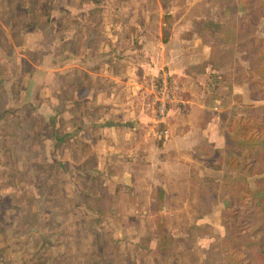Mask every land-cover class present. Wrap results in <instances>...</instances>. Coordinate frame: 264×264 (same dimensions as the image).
<instances>
[{
  "label": "rangeland",
  "instance_id": "obj_1",
  "mask_svg": "<svg viewBox=\"0 0 264 264\" xmlns=\"http://www.w3.org/2000/svg\"><path fill=\"white\" fill-rule=\"evenodd\" d=\"M171 1L106 0L104 6L112 12L137 9L142 16L151 11L153 20L160 13L165 19L171 10L165 4ZM176 1L179 9L190 5L186 0ZM228 1L215 4L223 8ZM62 2L0 0V264H227L231 251L242 257L223 238L226 208L217 206L226 195L217 180L221 173L201 177L194 167L190 184L158 200L131 191L133 187L123 190L119 186L110 193L107 176L96 168L91 147L51 141L54 118L60 133H68L67 120L57 116L66 109L72 86L67 77L60 76L61 101L52 105L51 97L43 96L56 91L51 90L55 82L53 78L50 82L51 59L39 71L26 59L42 62L43 51L55 50L51 47L58 36L55 29L64 28L68 14L58 7ZM209 2L200 0L190 10L205 16L211 10L221 11L220 7L212 9ZM73 21L65 27L75 26ZM155 23L151 26L157 30L160 25L158 20ZM201 26V20L194 24L195 29ZM21 27L30 32L26 38L19 34ZM259 28H264V19ZM200 34L205 41H214ZM23 39L31 49L19 48ZM56 49L62 53V46ZM81 77L82 86L89 88L90 74L81 72ZM220 157L219 166L225 163ZM159 225L171 236L162 246L158 244Z\"/></svg>",
  "mask_w": 264,
  "mask_h": 264
},
{
  "label": "crops",
  "instance_id": "obj_2",
  "mask_svg": "<svg viewBox=\"0 0 264 264\" xmlns=\"http://www.w3.org/2000/svg\"><path fill=\"white\" fill-rule=\"evenodd\" d=\"M186 1L190 5L184 9H179L176 0L165 4L171 9L166 13L171 19L166 22L161 13L152 20L151 11L144 16L137 9L112 12L104 6L106 0H63L58 7L68 14L63 20L64 28L55 29L58 36L54 45L51 43L55 50L50 54L43 51L40 63L26 59L36 71L51 59L50 82L55 79L51 90L56 91L43 96L51 97L52 105L61 101L60 76L69 79L72 93L66 109L58 111L57 119L63 116L67 120L69 147L82 142L91 147V154L97 157L96 168L107 176L110 193L120 186L153 196L155 188L161 187L168 197L177 187L190 184L194 167L201 171V177L221 173L217 180L225 188L224 167L229 158L226 134L237 119H244L247 107L264 103L251 97L247 82L240 84L235 80L237 65L250 69L243 52L237 50L233 63L221 69L210 63L212 42L200 34L207 18L231 24L227 19L234 17L220 5L212 6L220 7V18L212 10L207 16L192 13L190 7L200 0ZM97 7L102 10L95 19L92 11ZM241 14L239 11L237 16ZM70 20L77 24L65 27ZM155 20L160 25L157 30L151 26ZM197 20L203 22L199 29L194 27ZM165 26L170 31L168 42L163 41ZM191 32L192 37L184 36ZM29 34L27 30L20 35L26 38ZM258 34L264 37V28H259ZM59 45L60 54L56 51ZM19 48L30 46L24 45L23 39ZM21 57L25 58L24 53ZM163 71L172 74L173 94L167 116L158 122L148 102L152 99L153 80ZM81 72L90 74L89 88L82 86ZM226 100H231L228 105ZM56 110L51 111L53 115ZM164 129L169 134L161 138L159 134ZM51 141L58 143L54 134ZM220 156L225 160L221 166ZM221 204L227 207V195L217 206Z\"/></svg>",
  "mask_w": 264,
  "mask_h": 264
},
{
  "label": "trees",
  "instance_id": "obj_3",
  "mask_svg": "<svg viewBox=\"0 0 264 264\" xmlns=\"http://www.w3.org/2000/svg\"><path fill=\"white\" fill-rule=\"evenodd\" d=\"M215 1L211 0L212 6L216 5ZM225 8L236 21L228 24L209 16L201 32L214 39L210 63L213 68L221 69L233 63L237 50L243 52L250 69L245 70L237 65L235 80L240 84L247 82L251 97L264 101V37L258 35L260 23L264 19V0H229ZM101 10L97 7L92 11L95 19ZM239 11L242 14L237 16ZM164 18L168 22L171 16ZM211 26L214 28L211 29ZM26 31L23 27L19 28V34ZM169 38L170 31L165 27L163 41L168 42ZM236 99L240 101L238 96ZM230 101L226 100L225 104L228 105ZM245 113L244 119H237L226 134L229 158L223 175L227 195L223 238L233 251L242 254V257H236L231 251L227 264H264V103L247 107ZM54 119V136L59 145L69 140L71 133L62 135ZM79 145L85 144L82 142ZM160 195H165L163 189L155 188V199L158 200ZM157 235L159 246L171 240L163 225H159Z\"/></svg>",
  "mask_w": 264,
  "mask_h": 264
},
{
  "label": "built area",
  "instance_id": "obj_4",
  "mask_svg": "<svg viewBox=\"0 0 264 264\" xmlns=\"http://www.w3.org/2000/svg\"><path fill=\"white\" fill-rule=\"evenodd\" d=\"M152 93L148 106L153 111L155 120L162 122L169 111L173 94V79L170 72L163 71L153 80ZM168 134V129H164L159 135L161 138H166Z\"/></svg>",
  "mask_w": 264,
  "mask_h": 264
}]
</instances>
